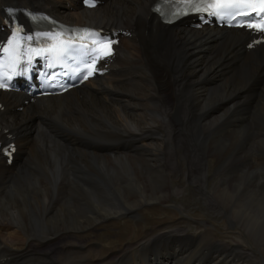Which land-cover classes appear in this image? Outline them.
Segmentation results:
<instances>
[{
    "label": "bare ground",
    "instance_id": "1",
    "mask_svg": "<svg viewBox=\"0 0 264 264\" xmlns=\"http://www.w3.org/2000/svg\"><path fill=\"white\" fill-rule=\"evenodd\" d=\"M9 1L36 4V8L68 22L115 23L133 29L134 37L119 53L117 61L123 71L118 76L98 79L83 101L67 102L61 110H51L45 116L51 128L62 135V143H77L70 151L74 157L68 185H63L61 177L62 150L52 138L23 155V165L33 160L31 170H15L7 196L5 190L15 172L3 183L0 169V264H97L86 253L94 249L90 244L55 249L61 259L55 258L54 252H36V247L73 230H89L107 217L133 216L144 203H162L179 195L183 186H172L182 168L179 160L185 166L180 178L193 184L207 204L219 207L215 210L221 212L226 228L240 227L238 239L233 244L218 241L213 238L215 227L200 220L195 221L196 234L163 231L139 245H125L113 259L98 260L99 264H264V211L259 212V219L242 218L234 205L235 198L241 197V207L249 192L252 199L261 197L254 187L264 188V172L261 177L258 172H241L228 181L223 168L208 174V162L221 155L222 163L226 156L202 144L190 149L199 135L217 131L230 123L228 114L242 109L246 117L232 122L242 124L243 132L247 122L254 128L252 134L243 133L238 140L259 143L264 160L263 58L258 64L240 58L237 41L227 45V39L213 40V29L196 31L181 24L167 28L150 12L152 0H108L99 8L76 11L70 10L73 4L69 0ZM113 66L117 68L115 61ZM228 70L234 75L224 76ZM235 76L239 78L235 80ZM250 80L247 89L229 99ZM234 99L241 103L239 110L233 109L234 102L229 103ZM29 118V114L18 112L1 123L19 135L30 126ZM108 140L123 143L125 149L113 154L100 151L98 144ZM116 192L124 195L122 205L121 195L113 196ZM176 207L181 209L182 204ZM245 232L251 247L243 245ZM32 238H37L35 244H30ZM8 246L18 253H4ZM28 249L34 252L28 253Z\"/></svg>",
    "mask_w": 264,
    "mask_h": 264
},
{
    "label": "rangeland",
    "instance_id": "2",
    "mask_svg": "<svg viewBox=\"0 0 264 264\" xmlns=\"http://www.w3.org/2000/svg\"><path fill=\"white\" fill-rule=\"evenodd\" d=\"M242 113L243 110L240 109L236 112V114H228L227 117L230 123L220 126L217 131L210 130L206 133V135H199L196 138L198 139L197 143L194 142L193 146L190 148L193 149L198 144H202L203 148L209 146V151L219 153L227 157L222 163L220 161L222 157L221 155L218 156L217 159L212 158V160L208 162V174H214V171L216 173L221 170L220 168H223V175L227 178L228 181H230V179L234 176H240L241 172H258L260 174L259 177L262 176L261 174L264 172V160H262L260 156H263V154L260 153V144L248 143L247 141L244 142V140H240L243 141L240 143V141L238 140L239 137H242L241 135L243 133H248V135L252 134L254 127L249 125V123L247 122L248 126L246 125V127L248 128H246V131L243 132L242 124L238 125V123L232 122L243 118ZM207 135L208 137H206ZM206 138L209 141H207ZM251 141H257V139H251ZM204 150L205 149H200L199 152H203ZM177 151L179 156H182V151L178 149ZM192 155H196V151H194ZM32 162V159H28L20 169H24L26 172L31 170ZM179 162H181L182 166L179 172V179L177 181H174V183L172 184V186L175 184L183 186L182 191L179 195H172L168 200H165L162 203H157L155 201L151 204L144 203V205H141L137 210V215L134 214L132 216V214H121L122 216H113L115 217L114 219L112 217H107L98 222L96 226L92 227L89 230H73L68 234H64L58 239H52V242H49L47 244H43L41 241L39 243L40 247H36V252H41L42 250L47 252H54L52 254L55 255V258L61 259L62 255L56 254V250L64 249V247L66 246L69 247L73 243H84L88 245L90 244L94 246V249L92 247L86 250V253L94 262L99 264V261H104L105 258H108V260L113 259L118 250L122 249L125 245H139L140 243H143V241L149 239L151 236L159 234L163 231L167 232L177 229L186 230V232L190 234H196V231H198L199 229L197 228L198 222L195 221L200 220H204L215 227V236L213 237L214 239L218 241H226L227 243L233 244L238 239L237 234L238 231H240V227L234 224L233 226L235 229H232V227L226 228L223 225L224 222L222 221V214L220 211H216L219 210V207H217L216 205L207 204V199L204 198V196L201 195L199 191H197L193 184H191L190 182L185 183L184 180L180 178L181 175L185 172V166L182 160H179ZM16 171L13 175L10 185L5 190L6 196L12 189V182L15 177ZM212 182V179L211 181L208 180L207 182V187L209 189L211 188ZM254 188H257L256 191L261 196L258 200L252 199L251 192L246 195V197H248V200L242 204L243 207H240V204L243 200L241 197L239 199L235 198L236 201L234 200L235 208L242 218L255 216L254 218L259 219V212L264 211V188ZM117 195H121L120 205H122L124 201V195L121 192H116L115 194H113L114 197ZM117 203L119 204V202ZM99 204L102 206L105 205L104 202H99ZM179 204H182L181 209L176 207ZM106 219L108 220L105 221ZM26 229L30 231V229ZM4 230V233L8 232L6 228ZM246 234L247 232H245L246 243H244L243 245L251 247L252 245L249 240V236L248 234ZM2 241H4V239H2ZM36 242L37 238L30 239V244H35ZM246 246L244 247L246 248ZM11 247L13 248V246L6 247V249H4V253L6 252L17 254V249L13 248V251H9ZM27 252L32 253L34 251L28 249Z\"/></svg>",
    "mask_w": 264,
    "mask_h": 264
},
{
    "label": "snow or ice",
    "instance_id": "3",
    "mask_svg": "<svg viewBox=\"0 0 264 264\" xmlns=\"http://www.w3.org/2000/svg\"><path fill=\"white\" fill-rule=\"evenodd\" d=\"M173 2H175V0H173ZM247 9H252L253 11H258L259 14H264V0H211V2L206 3V7H201L200 4H196L193 10H211V12L216 14L220 19H223L225 14L231 15L232 20H235L238 15L243 16L245 19L237 21L236 26H246L264 32V15L259 16V23H246V20L252 18ZM93 44H98L99 50V55L96 56L95 59H99L100 56L111 54V43H103L94 40ZM249 46L251 47V45ZM84 47L87 46L85 45ZM93 51H97V49H93ZM89 67L94 70V62ZM88 75H92V71H89ZM85 79H87V77H85ZM0 87H3V85L0 84Z\"/></svg>",
    "mask_w": 264,
    "mask_h": 264
}]
</instances>
